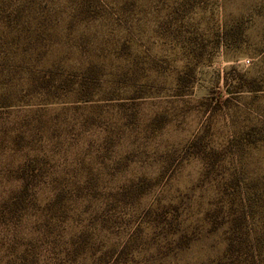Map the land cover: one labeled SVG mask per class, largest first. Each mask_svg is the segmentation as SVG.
Masks as SVG:
<instances>
[{"label": "rangeland", "instance_id": "1", "mask_svg": "<svg viewBox=\"0 0 264 264\" xmlns=\"http://www.w3.org/2000/svg\"><path fill=\"white\" fill-rule=\"evenodd\" d=\"M0 6L7 55L0 59V199L16 187L3 168L27 158L5 145L20 122L40 118L52 179L88 184L65 223L68 236L81 228L95 243L78 264L100 262L107 248L122 264H226L227 211L250 181L264 178V0ZM36 17L49 30L40 64L64 76L93 67L97 85L88 99L77 85L59 95L30 91L37 51L25 50L21 31L26 22L31 35ZM16 35L19 43H9ZM52 193L45 184L40 198ZM171 204L177 220H159ZM34 222L32 214L24 219L25 239ZM247 222L258 225L254 214ZM58 231L48 244L66 259ZM14 232L21 241V227Z\"/></svg>", "mask_w": 264, "mask_h": 264}, {"label": "trees", "instance_id": "2", "mask_svg": "<svg viewBox=\"0 0 264 264\" xmlns=\"http://www.w3.org/2000/svg\"><path fill=\"white\" fill-rule=\"evenodd\" d=\"M79 1L81 10H86L90 6V0ZM0 8L2 7L0 6ZM26 12L28 10H25L24 6L19 10V14L22 15ZM42 21L35 18V26L32 28L34 34L31 33V35L27 33L26 22L22 23L21 36L22 44L27 47L25 50L32 47L37 51L33 61L35 69L27 70V74L30 75L28 76L30 91L40 95L55 94L59 91L67 93L78 89L75 88L77 85L81 94L88 93L81 99H88L93 88L97 85L95 75L92 73L93 67L88 68L81 75L74 73V75L64 76L63 74L57 75V71L40 64L46 53L43 51V46H45V40L49 35L48 27L43 26L44 21L43 23ZM35 34L36 37L31 40ZM7 36L8 33H3V37L7 38ZM10 38L9 43L15 44L20 41L17 35L16 39ZM0 46H2L1 42ZM6 56V50L0 47V59H4ZM20 58L25 59L26 56L22 54ZM57 94L59 95V93ZM41 125L40 118H36L30 124L20 122L17 129L14 127L16 133L10 136L8 146L5 145L7 150L25 151L27 158L19 162L13 171V167L10 168L7 165L2 170L4 174L9 172L16 187L0 199V239L9 240V243L0 242V264H78L79 259L84 257L89 248L95 244L90 241V234L83 233L81 228L72 229L69 231V236L67 235V226H65L68 220L67 214L70 210L76 209L84 199L82 189L87 188L88 184L69 181L70 179L66 180L65 177L52 179L51 166L45 155L46 151L39 142ZM25 127L28 128L25 129ZM29 127L35 130V136L33 133L30 135ZM258 140H264V135L258 137ZM30 151H34V153L30 154ZM45 184L50 186L53 193L48 198H40V191ZM230 199L235 202L237 196L227 197L226 201ZM237 201V206L227 211L226 214V220L229 222L223 256L227 260L226 264H264V178L259 177L250 181L244 191L241 194L238 193ZM170 206V208L162 210L160 215L163 217L159 220H166L167 216L172 214L175 217L173 220H177L178 207L174 204ZM223 206L224 203L221 208ZM28 214H32L35 222L30 237L25 239L26 234L22 233V225ZM253 214L258 225L250 229L247 219L248 217L252 219ZM154 225L156 224L154 223ZM20 227L22 236H19L18 240L21 241H17L18 233L15 234L14 231ZM55 229H59L55 240L63 241L65 245H68H62L66 259L56 258L52 255L54 245H49L48 242H50V238H53ZM177 232L178 229L172 231L169 233V237L175 236ZM103 255L100 262L92 260V264H122L125 262L124 258L114 256L113 248L105 249Z\"/></svg>", "mask_w": 264, "mask_h": 264}]
</instances>
